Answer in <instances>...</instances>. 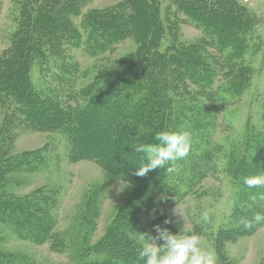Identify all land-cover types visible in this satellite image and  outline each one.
I'll return each mask as SVG.
<instances>
[{
  "label": "trees",
  "instance_id": "1",
  "mask_svg": "<svg viewBox=\"0 0 264 264\" xmlns=\"http://www.w3.org/2000/svg\"><path fill=\"white\" fill-rule=\"evenodd\" d=\"M88 2L21 0L19 28L0 61V107L11 119L9 123L6 117L0 135V222L20 240L35 245L51 242L55 251L62 249L52 217L55 198L43 193H3L8 171L11 174L20 167L32 172L37 167L30 161L22 164L18 160L17 164L6 155L9 148L3 144L16 136L11 133L12 122L23 125L22 130L60 133L71 142L72 161H94L105 170L109 184L127 182L135 189L104 240L95 245L99 258L86 264H145L139 256L144 217L151 213L160 217L162 209L190 196L203 176L218 167V154L209 148L216 127L212 106L226 105L228 95L240 96L243 91L242 82H230L241 79L234 73L244 70L254 18L237 0H176L174 15L181 14L205 38L185 45L171 36L166 40L172 19L167 28L160 2L125 0L111 10L89 12L77 27L74 20L82 16ZM128 40L134 49L102 66L95 82L83 88L77 89L80 68L68 55L65 65L55 63L61 75L70 77L63 80L66 86L59 80L54 91L45 92L32 81L34 62L50 56L63 58L58 51L64 46H85L90 54L99 55ZM208 47L212 53L206 52ZM180 130L190 134L189 154L169 161L164 168L137 175L144 154L135 147L159 143L155 139L158 132ZM261 164L264 139L255 138L252 148L243 147L229 155L226 168L233 176L238 203L256 208L264 216V188H249L244 182L247 176L259 175ZM252 219L253 214L246 218L248 226H242L249 230Z\"/></svg>",
  "mask_w": 264,
  "mask_h": 264
},
{
  "label": "rangeland",
  "instance_id": "2",
  "mask_svg": "<svg viewBox=\"0 0 264 264\" xmlns=\"http://www.w3.org/2000/svg\"><path fill=\"white\" fill-rule=\"evenodd\" d=\"M153 1L160 2L162 21L167 28V21L172 19L170 29L165 33L167 41L169 36L185 45L205 40L201 29L186 23L181 14L174 15L176 0H149ZM237 1L254 18L255 29L247 37L244 70L234 73V76L241 75V79L232 78L230 82H242L243 91L240 96L228 95L226 105L212 106L216 127L209 148L218 154V167L212 174L203 176L190 196L162 209L160 217L155 213L145 216L142 235L151 238L149 242L152 244L164 248L166 245L160 238V231L167 230L173 235L196 234L201 237L200 246L215 257V264H264V220L255 219L260 215L256 208L246 205L248 209H245L246 206L238 203L233 176L226 168L233 151L243 147L250 149L255 138L264 139V0ZM124 2L89 0L82 16L74 20L75 24L80 27L82 17L89 12L108 11ZM20 3L21 0H0V61L12 47L19 28ZM82 33L85 40L86 34ZM134 47V43L128 40L113 51L92 55L85 46H64L58 51L63 58L50 56L34 62L32 81L40 91H54L59 80L70 78L55 68V63L69 62L65 57L68 55L70 62L80 68L76 75L77 89L83 88L95 82L103 71L102 66L121 59ZM206 52L212 53V49L208 47ZM7 114V110L0 107V135L6 117L10 123ZM18 124L12 122L11 125L15 139L3 144L9 148L6 155L12 156L17 164L18 160L22 164L30 161L37 167L32 172L20 167L14 168L11 174L8 171L3 193L14 196L43 193L55 198L52 217L62 249L55 251L51 242L35 245L20 240L0 222V264H9V260L11 264H86L95 260L99 255L94 253L95 245L104 240L120 210L134 195V187L127 182L109 184L105 170L94 161H72V145L64 135L28 128L22 130L23 125ZM29 154H35V157ZM25 155H29V159ZM260 169L259 174L264 173V165L261 164ZM250 210L252 212L248 213ZM251 214L254 225L248 230L242 223ZM162 217L166 218L157 220ZM139 242L145 243L141 237Z\"/></svg>",
  "mask_w": 264,
  "mask_h": 264
},
{
  "label": "clouds",
  "instance_id": "3",
  "mask_svg": "<svg viewBox=\"0 0 264 264\" xmlns=\"http://www.w3.org/2000/svg\"><path fill=\"white\" fill-rule=\"evenodd\" d=\"M155 139L159 143L139 144L135 147V151L143 153L144 160H147L146 163L143 160L140 164L137 175L143 176L158 167L164 168L169 161L183 159L189 154L191 137L187 131H161L156 134ZM244 182L249 188H264V173L247 176ZM255 219H264V216L256 215ZM243 223L246 227L248 226L247 220ZM157 230L160 231L158 226ZM160 238L165 241L166 247L156 246L149 242L151 238L141 236V240L145 243L142 245L139 256L145 264H215L213 254L200 246L199 235H173L164 230L160 231Z\"/></svg>",
  "mask_w": 264,
  "mask_h": 264
}]
</instances>
